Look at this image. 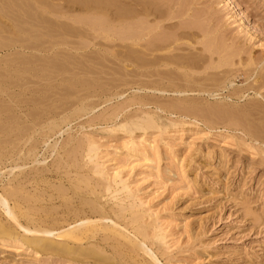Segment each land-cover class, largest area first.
I'll list each match as a JSON object with an SVG mask.
<instances>
[{"label": "rangeland", "instance_id": "obj_1", "mask_svg": "<svg viewBox=\"0 0 264 264\" xmlns=\"http://www.w3.org/2000/svg\"><path fill=\"white\" fill-rule=\"evenodd\" d=\"M59 1L54 0L55 3ZM170 5L174 10L175 18L172 22L177 25L176 29H173L178 30L176 32H193L201 37L205 31H208L210 38L218 40L215 43L216 47L227 49L229 46L234 48L233 51L238 48L236 53L239 52L237 53L239 57L234 56L235 51L232 52V49L230 51L227 49L231 56L221 48L226 56L233 59L235 57L238 61L234 60L238 65L236 67L240 76L237 79V89L240 88L242 91L249 89L251 86L247 83H250V80L251 85L257 84L250 76L263 82L260 80L262 75L259 74L260 70L262 73V68L264 71V0H172ZM166 7L167 3L163 6L164 11ZM10 10L8 11H13ZM57 14H49L47 23L44 21L43 24L41 19L37 21L39 28L40 26L42 28L41 31L56 30L50 36L63 37L70 43L72 41L74 45L78 44L76 47L80 46L82 49L79 47L81 51L70 50V52L67 51L68 48H64L66 52H60L62 55L78 54L73 58L76 62L72 61L68 66L69 70L72 68L71 73L41 80L40 85L38 84L40 87L31 86L32 90H44L45 95L47 93L45 101L39 104L37 109L41 111L48 109L50 114L45 115L47 117L57 113L58 116L67 115L83 106L90 111L80 112L74 116L70 124L65 125L59 134L50 132L49 136H52L48 143L39 146L38 158L41 162L30 164L29 168H26L28 165L24 166L26 171H36L41 168L40 172H42L44 168L43 172L46 170L44 177L47 180L42 184L43 188L48 194L58 195L57 191L60 188H73V182L84 188L85 184L79 183V178L82 177L90 179L94 184L97 183L99 176L95 174V169L93 170L95 163L91 160V156L97 154L95 162L104 174L107 173L105 176L108 175L110 179L118 172V180H122L121 184L125 185L127 191L135 197L136 214L143 215L146 223L150 224L151 233L148 243L152 245L160 264H264V144L251 142L241 131L211 128L212 124L208 125L210 122L202 119L206 117L207 120L210 118L214 123L222 124L221 120L219 122L216 120L222 113L220 106L231 112L232 102L235 107L233 113L236 114L238 109L240 111L243 106L248 107L249 103L252 104V100L259 102L260 97L248 102V98L254 95L247 92L251 93V97L249 95L243 100H238L236 97L221 100L223 102L219 101L220 99L211 100L210 105L214 101L213 107L201 103L202 106H210V109H207L208 107L205 109L200 104L201 108L200 106L196 110L192 108L196 116L191 108L184 110L187 113L178 112L187 114V118L159 111L158 114L167 122L172 119L182 126L166 128L162 124L163 121L157 118L159 115L153 114L155 121L157 123L159 121V128L148 129L146 134L136 131L135 134L130 135L126 129L117 127L124 124L125 120L129 121L149 110L142 105L144 103L142 99H147L138 89L141 80L137 76L128 75V67L111 55L113 51L109 48V42L102 39L103 36L99 38L97 35L95 39L96 34L93 31L88 35V32L84 34L72 29H69L70 33L63 34L64 31L61 29L65 27L63 22L71 23ZM1 20H4V25L9 28L10 22L4 17L2 19L0 17V23ZM57 22L63 24L59 23L60 28L57 29V26L53 30V27L58 25ZM40 23L46 24L45 28ZM52 24L56 25L52 26ZM59 29L62 30L63 35ZM8 33L6 34L11 35L10 32ZM101 41L105 46H94ZM207 42H211L209 38ZM25 54L27 55L24 56ZM40 54L32 50H22L20 47L11 51L8 48L1 49L0 75L2 72L7 73L11 64L17 65L24 58L32 55L40 58L46 55ZM224 56L223 58H227ZM229 57L228 60L226 59L227 62L233 63V59L229 61ZM252 62L254 64L257 62L256 67ZM227 67L224 70H230L231 66ZM84 69L86 71H83ZM87 69L95 73L88 72ZM208 73H214L212 76L221 78L219 80L221 82L223 74L217 73V69ZM246 73L247 77H245ZM72 81L77 83L69 84ZM246 84L249 86L246 87ZM262 91L264 93V88ZM17 93L15 91L0 93V142L12 139L14 133L6 132V127L9 124L12 126L17 118L25 121L26 124L30 123L27 122L28 118L26 119L28 110L22 113L19 108L24 104L26 106L35 95L29 92L22 95ZM153 100H156V97ZM215 102L219 103L216 107H214ZM224 102L227 107L225 104L222 105ZM245 102H248V105ZM240 105L243 106L240 108ZM141 106L144 108L142 111ZM211 107L217 110L213 109L210 113ZM203 108L205 113L200 110ZM225 110L221 111L225 112ZM199 111H202L204 116L201 112L198 114ZM208 113L212 114L213 118L215 116V119L209 117ZM39 114L42 116V121H45L40 111ZM192 116L200 119L196 121ZM106 122L110 123L105 125ZM162 128L166 130L162 132L160 130ZM90 142L95 143L96 153L88 150ZM55 144L54 150L49 148V145ZM135 147L137 151L131 150ZM32 166L34 168H31ZM8 188L10 189V186ZM28 189L35 190L30 186ZM66 199L73 201L74 198ZM56 200L54 203L60 208L57 210H63L64 206H59L62 200L58 198ZM50 204L51 202H45L43 205L47 208ZM46 208L42 211L47 210ZM157 236L162 238L160 242H157ZM33 251L21 243L13 244L0 240V264H70L66 259ZM108 252L110 255V250ZM142 259L146 264H156L144 257ZM82 263L87 264L85 261L73 264Z\"/></svg>", "mask_w": 264, "mask_h": 264}, {"label": "bare ground", "instance_id": "obj_2", "mask_svg": "<svg viewBox=\"0 0 264 264\" xmlns=\"http://www.w3.org/2000/svg\"><path fill=\"white\" fill-rule=\"evenodd\" d=\"M169 2L171 3L172 0H60L57 3L54 0H0V17L1 19L4 17L10 22L8 28L7 25H4V20H1L0 50L8 48L11 51L20 47L22 50H32L39 54H46L40 58L33 56L34 54L27 58L23 57L24 59L19 61L20 63L17 65L10 63L11 67L8 68V72L4 74L2 72V75H0V93L8 91L17 93L18 90L17 94L19 95L27 92L35 95L26 103V106L24 104L19 108L22 113H26L28 110L26 119L28 118L27 122L30 123H27V125L25 121L17 118L12 126L9 124L6 127V132L14 133L12 139L2 141L3 143L0 142V183H2L0 185V240L27 245L28 248L38 254L63 258L70 264L84 261L87 264H146L142 257L160 264L158 256L154 254L152 245L148 243L151 233L150 224L146 223L143 215L136 214L135 197L127 191L128 188L125 185L121 184L122 180H118V172L110 179L108 175L105 176L107 173L104 174L95 162V160L97 161V154L91 156L92 162L95 163L93 170L95 169V174L99 176L97 183L94 184L90 179L82 177L79 178V183L85 184L84 188L73 182V188H60L57 191L58 195L48 194L47 190L43 188L42 184L47 180L44 177L46 173V170L43 172L44 168L42 172H40L41 168L36 171L29 170L30 172H27L24 168V166L28 165L26 168H29L30 164L41 162L38 158L39 146L42 143H48L49 138L52 136H49L50 132L55 135H57V132L59 134V131L61 132L65 125L70 124L74 116L80 112L89 113L90 111L89 108L83 106L67 115L58 116L59 114L55 113L56 115L47 117L50 114L48 109L42 111L37 109V106L45 101L47 93L45 95L44 90L37 91L34 88L32 90L31 86L40 85V81L48 77L52 78L61 74L65 76V74L71 73L72 68L69 70L68 66H70V63L72 64V61L76 62L73 58L78 54L73 56L74 53L71 55L65 53L62 55L60 52L65 51L64 48H68L67 51H81L82 49L80 46L76 47L78 44L74 45L72 41L70 43L63 37L50 36L52 32L56 31L57 26V29L60 28L59 23H61L60 25L65 23L63 24L65 27L61 28L64 31L63 34L70 33L69 29H72L78 32L81 31L84 34L88 32V35L93 31L96 34L95 39L97 35L99 38L103 36L102 39L109 42V48L113 51V54H110L128 67V75L137 76L141 80L138 89L142 92L143 97L147 99H142L144 101L142 105L144 108L148 107L149 110L131 118L129 121L125 120L124 124L117 127L118 129H126L130 135L135 134L136 131H142L146 134L148 129L159 128V121L157 123L153 116V114L157 116L159 111L169 112L171 115L178 114L183 118H187L188 115H184L187 113L184 111L185 109L194 108L196 110L201 103L210 105V101L216 99L225 101L236 97L238 100H243L253 93L254 96L251 97L250 95L251 98H248V102L260 97L259 102L252 100L253 103H249V105L248 102H245L248 107L242 105L243 109L240 111L238 109L236 114L233 113L235 107L232 102H229L232 105L231 112L228 111L229 109L225 110L227 108L222 109L220 106V109L225 110V112L220 110L222 113L216 120L218 122L221 120L222 124L214 123V120L208 117V120L206 117L202 119L209 121L208 125L212 124L211 128L232 129L234 132L241 131L251 142L256 141L264 144L263 68L261 67L263 74L261 70L260 74L258 73L259 76L262 75L263 79H259L263 82L250 76L258 85H251L252 82L249 79L250 83L247 84L251 87L243 89L244 91L238 88L239 91L237 89L239 70L238 65L234 62L236 58L226 56V54H229L227 49L230 51L232 48H229L228 44L227 49L221 47L226 51V54H224L225 51L216 47L217 39L210 38L208 31H205L200 37L197 33L176 32L178 30H173L176 29L177 25L172 22L175 15ZM166 3L167 7L164 11L163 6ZM53 13L60 14L61 18L69 20L73 25L68 22H57L58 25L54 24L56 26L52 24L55 31H41L42 28L41 26V29L39 28L37 21L41 19L44 24L47 16ZM48 22L50 21L48 20ZM41 23L40 25H42ZM42 26L45 28L46 24ZM62 30L60 31L61 34ZM8 32L11 35H8ZM73 35L75 34L73 33ZM207 38L211 42L208 43ZM217 38L219 39V37ZM80 40H82V37ZM102 42L95 43L94 46H105V43ZM218 45L220 46L219 43ZM233 49L231 51H235L234 56L237 57L239 52L236 53V49L238 48L234 51ZM55 52L57 53L54 54ZM224 55L227 58L229 57V61L233 59V63L231 61L227 62L228 59L223 58ZM240 63L243 64L242 61ZM227 66L229 68L231 66L230 70H224ZM214 69H217V73L221 72L223 74L221 82L219 81L221 78L212 76L214 73H208V71L212 72ZM90 71L88 70V72ZM245 77H247V73ZM75 83L77 81L69 82L72 85ZM231 87L233 88L231 89ZM42 89L44 88L42 87ZM225 91H228V93H225ZM151 95L155 96L156 100H153L155 97L153 98ZM211 104L210 106L213 107L214 101ZM217 104L219 103H216L214 107ZM244 105L246 106V104ZM203 106L205 109L207 107V109H210V106ZM143 107L140 108L141 111L144 109ZM212 107L210 113L213 109L217 110ZM204 108L200 109L203 110V113H205ZM39 111L45 117V121H42ZM179 111L185 113L179 114ZM200 112L202 113V111L197 113ZM192 113L196 114L193 109ZM192 113L190 114L192 115ZM203 113L202 116H204ZM207 115L213 118L212 114L208 113ZM157 118L163 121L162 124L166 128L179 127L180 125L172 119L167 122L161 115ZM198 118L200 119V117L194 119L197 121ZM213 119H215V116ZM166 128L160 130L163 132ZM49 146L52 150L56 148V144ZM87 148L90 152L97 150L95 143H91ZM131 150L137 151L136 147ZM8 186H10V189ZM29 186L34 187L35 190L29 191ZM57 198L60 201L62 200V203L59 202L61 204L59 206H64L63 210H57L59 207L54 203ZM66 198L74 199L70 201ZM45 202H51V204L46 208L43 205ZM45 208L47 210L42 211ZM157 238V242L162 240L159 236ZM109 250L112 256L111 254L108 255Z\"/></svg>", "mask_w": 264, "mask_h": 264}]
</instances>
